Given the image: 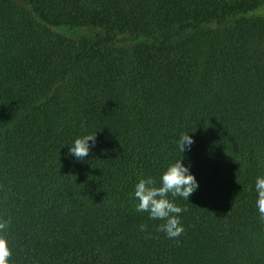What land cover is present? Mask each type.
I'll use <instances>...</instances> for the list:
<instances>
[{
  "label": "trees",
  "instance_id": "16d2710c",
  "mask_svg": "<svg viewBox=\"0 0 264 264\" xmlns=\"http://www.w3.org/2000/svg\"><path fill=\"white\" fill-rule=\"evenodd\" d=\"M264 0H0V232L8 264H264ZM96 132V133H95ZM96 134L82 161L77 137ZM194 143L181 154L179 138ZM198 188H134L181 158ZM145 225L141 231L140 226Z\"/></svg>",
  "mask_w": 264,
  "mask_h": 264
},
{
  "label": "clouds",
  "instance_id": "9594fccd",
  "mask_svg": "<svg viewBox=\"0 0 264 264\" xmlns=\"http://www.w3.org/2000/svg\"><path fill=\"white\" fill-rule=\"evenodd\" d=\"M96 133V132H95ZM88 133L77 137L74 142L69 145V153L76 160L82 161L89 155L90 144H95L96 134ZM194 143L193 138L188 133L182 135L178 141L179 151L182 154L187 147L190 149ZM181 158L170 164L161 175L159 186L153 177L142 178L138 181L134 188V196L138 203L135 210L137 212H147L149 219L162 220L164 223L157 227V231L163 232L170 239H177L184 233V227L181 224L180 214L187 211L186 208L178 206L172 198L182 197L189 201V197L198 188V182L195 176L189 171V166L181 163ZM255 190L258 194L256 205L259 216L264 222V177H257L255 180ZM10 220L0 221V232L7 229ZM146 226L141 225V231ZM12 252L8 246L5 236L0 235V264H8Z\"/></svg>",
  "mask_w": 264,
  "mask_h": 264
},
{
  "label": "rangeland",
  "instance_id": "374dc122",
  "mask_svg": "<svg viewBox=\"0 0 264 264\" xmlns=\"http://www.w3.org/2000/svg\"><path fill=\"white\" fill-rule=\"evenodd\" d=\"M255 11H256V14L264 15V6L257 7Z\"/></svg>",
  "mask_w": 264,
  "mask_h": 264
}]
</instances>
